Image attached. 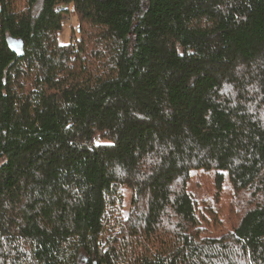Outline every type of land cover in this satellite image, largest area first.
I'll return each instance as SVG.
<instances>
[{
  "label": "trees",
  "instance_id": "1",
  "mask_svg": "<svg viewBox=\"0 0 264 264\" xmlns=\"http://www.w3.org/2000/svg\"><path fill=\"white\" fill-rule=\"evenodd\" d=\"M0 264H264V0H0Z\"/></svg>",
  "mask_w": 264,
  "mask_h": 264
},
{
  "label": "rangeland",
  "instance_id": "2",
  "mask_svg": "<svg viewBox=\"0 0 264 264\" xmlns=\"http://www.w3.org/2000/svg\"><path fill=\"white\" fill-rule=\"evenodd\" d=\"M77 26V19L76 17H71L69 20L66 21L64 30L59 33V38L62 43H69L70 37L72 36L73 28ZM74 38V36H72ZM125 193V205L130 204V192L124 190Z\"/></svg>",
  "mask_w": 264,
  "mask_h": 264
}]
</instances>
